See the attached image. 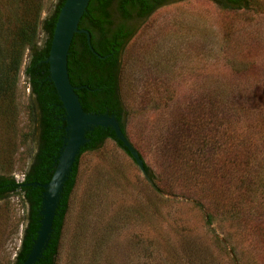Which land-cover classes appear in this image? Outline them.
Wrapping results in <instances>:
<instances>
[{
    "label": "rangeland",
    "instance_id": "rangeland-1",
    "mask_svg": "<svg viewBox=\"0 0 264 264\" xmlns=\"http://www.w3.org/2000/svg\"><path fill=\"white\" fill-rule=\"evenodd\" d=\"M243 1L174 0L139 22L120 54L121 122L151 177L111 139L91 149L54 264H264V0ZM20 8L0 0V21ZM26 61L0 120V175L15 182L36 150ZM25 222L20 193L0 199V264Z\"/></svg>",
    "mask_w": 264,
    "mask_h": 264
},
{
    "label": "trees",
    "instance_id": "trees-1",
    "mask_svg": "<svg viewBox=\"0 0 264 264\" xmlns=\"http://www.w3.org/2000/svg\"><path fill=\"white\" fill-rule=\"evenodd\" d=\"M17 1L21 2V10L19 14L15 13L7 20L11 26L0 21V37L4 36L0 45V120L2 121L6 111L8 115L13 111L11 102L14 95L13 83L17 78L23 53L27 50L23 74L30 89L32 97L30 107L34 108L37 125L36 150L31 163L23 173V179L15 182L11 176L0 175V199L8 194L20 193L26 205V222L11 264L22 263L36 236L41 199V193L38 191L42 189L31 182L43 183L50 178L64 134L63 110L58 106L55 90L48 87L52 82L49 80L48 65L45 62L54 22L64 0H54L51 11L40 20L38 17L42 0ZM171 1L174 0H95L81 27L88 32L89 44L86 35L80 32L82 38L71 53L68 67L70 83L77 87L74 92L85 112L106 111L113 114L124 131L121 122L124 109L119 94L121 51L134 34L139 22L157 7ZM214 1L222 8L239 7L244 3L243 0ZM38 24L44 34L40 45L35 42ZM106 138L113 140L123 149L113 133H101L91 138L92 149ZM135 150L141 159L140 153L136 148ZM142 165L150 178V170L143 162ZM74 182L64 196L57 215L54 250L42 264H54L68 198Z\"/></svg>",
    "mask_w": 264,
    "mask_h": 264
},
{
    "label": "water",
    "instance_id": "water-1",
    "mask_svg": "<svg viewBox=\"0 0 264 264\" xmlns=\"http://www.w3.org/2000/svg\"><path fill=\"white\" fill-rule=\"evenodd\" d=\"M95 0H64L56 16L48 54V87L55 90L58 106L63 110L64 134L50 178L38 185L42 191L38 211L39 226L30 249L21 264H42L54 250L57 215L62 200L76 179V169L92 149L90 139L101 133H113L138 171L145 177L142 160L130 144L120 123L106 111L85 112L70 83L69 62L71 53L82 38L81 28Z\"/></svg>",
    "mask_w": 264,
    "mask_h": 264
},
{
    "label": "flooded vegetation",
    "instance_id": "flooded-vegetation-1",
    "mask_svg": "<svg viewBox=\"0 0 264 264\" xmlns=\"http://www.w3.org/2000/svg\"><path fill=\"white\" fill-rule=\"evenodd\" d=\"M134 17H135V16H134ZM132 19H133V18H132ZM132 19H131V21H132ZM134 20H135V19H134ZM139 21H140V20H139ZM124 22L126 23V21H124ZM22 179H23V177H22ZM22 179H21V180H22Z\"/></svg>",
    "mask_w": 264,
    "mask_h": 264
}]
</instances>
